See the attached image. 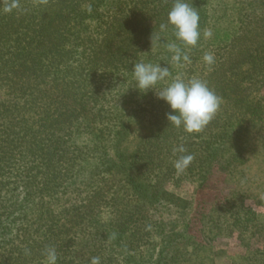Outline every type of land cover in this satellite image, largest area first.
Instances as JSON below:
<instances>
[{
  "label": "trees",
  "instance_id": "16d2710c",
  "mask_svg": "<svg viewBox=\"0 0 264 264\" xmlns=\"http://www.w3.org/2000/svg\"><path fill=\"white\" fill-rule=\"evenodd\" d=\"M175 2L20 0L0 12V264H45L49 247L57 264H215L234 232L247 251L227 264H264L251 245L264 212L247 204L264 209V0H184L199 12L196 46L160 30ZM137 62L169 68L158 90L204 80L218 112L199 133L170 124L156 90L136 88ZM188 179L189 199L176 192Z\"/></svg>",
  "mask_w": 264,
  "mask_h": 264
},
{
  "label": "clouds",
  "instance_id": "9594fccd",
  "mask_svg": "<svg viewBox=\"0 0 264 264\" xmlns=\"http://www.w3.org/2000/svg\"><path fill=\"white\" fill-rule=\"evenodd\" d=\"M20 9V0H9L0 12L11 13ZM91 11V9H89ZM199 12L190 6L184 0H176L168 13L167 24H161L160 30L164 31L171 26L177 40L187 46H196L200 37ZM154 35V34H153ZM205 38L211 37L209 30L203 32ZM169 52L173 53L172 60L179 64L181 61L190 63V58L184 54L176 43L166 45ZM206 64L214 63V56L206 53L203 57ZM133 75L136 80V88L146 93L149 90H156L159 99L163 100L170 107L167 114V120L170 124L183 129L190 134L201 132L205 126L213 119L222 103L219 97L208 84L199 78H192L185 82L180 77L175 78L172 83L163 89H157L159 82L164 81L170 76V70L167 67H161L160 64L137 62L133 67ZM174 151H176L174 149ZM184 153L183 146L178 149ZM194 160L191 154L181 155L174 162L177 174H182ZM26 254H30L26 251ZM58 256L54 247L45 250V264H57ZM91 264H100L99 257H93Z\"/></svg>",
  "mask_w": 264,
  "mask_h": 264
},
{
  "label": "rangeland",
  "instance_id": "374dc122",
  "mask_svg": "<svg viewBox=\"0 0 264 264\" xmlns=\"http://www.w3.org/2000/svg\"><path fill=\"white\" fill-rule=\"evenodd\" d=\"M190 63H182L183 68L188 69L190 68ZM261 95L264 96V88L261 91ZM217 175H221L220 170H216ZM222 179V178H221ZM222 187H225V185L222 184ZM194 190V184L193 181L185 180L182 185L176 190L181 196L186 197V198H192V193ZM247 204L254 209H256L259 212H264V209L261 207H257L254 202H247ZM252 247L253 249H264V236L258 241H253L252 242ZM216 253L217 256L215 257V264H227V259L226 256H235V255H240L244 254L247 251V248L243 246V244L240 241V238L238 236V232H234L227 238H220L217 243H216Z\"/></svg>",
  "mask_w": 264,
  "mask_h": 264
}]
</instances>
